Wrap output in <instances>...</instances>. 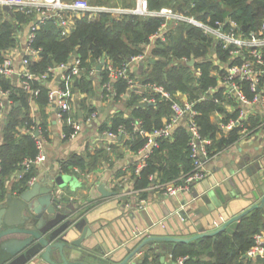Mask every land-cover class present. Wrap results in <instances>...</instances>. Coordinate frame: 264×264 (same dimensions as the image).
I'll return each mask as SVG.
<instances>
[{
	"label": "trees",
	"instance_id": "obj_1",
	"mask_svg": "<svg viewBox=\"0 0 264 264\" xmlns=\"http://www.w3.org/2000/svg\"><path fill=\"white\" fill-rule=\"evenodd\" d=\"M60 1L69 3L73 0ZM108 1L88 0L91 5H100ZM146 6L147 10L152 12L168 8L174 13L203 23L230 18L237 23V31L244 35L257 32L264 22V0H146ZM35 15L34 12L25 14L16 7H12L10 11L2 13L0 11V62L4 56H7L8 50L18 45L20 40L17 31L32 22ZM87 16L88 14H84L76 20L75 30L65 39H60L57 17L43 20L33 32L34 37L31 42V46L38 50L40 60L29 62L28 69L35 74H41L47 68L55 69L60 64L67 65L64 80L60 82L59 87L64 89L66 80L69 86L71 80H76V86L72 87L73 91L79 94L89 93L94 77L90 72L102 57L105 58L106 64L110 63L114 67L122 66L132 56L145 52L146 46L151 44L152 37L159 33L161 26L166 23L165 29L161 32L163 39L155 38L150 54L143 61L146 64L144 71L137 77L130 74L140 87L130 90L125 80H110L105 66L99 71L100 88L103 83L109 81L116 99L128 93L124 102V111L127 114L121 110L116 111L108 124L105 122L101 125L100 131L108 129L116 132L119 126H124L127 132L131 133L136 122H139L144 130L151 131L168 122L172 114L171 101L161 99L150 90L142 88L146 84H156L168 92L174 100H177L175 93L180 92L186 95L187 102L193 103V108L197 112L194 120L199 134L210 141L207 146L209 157L239 138V128H232L225 136L218 128V122L211 119L215 111L228 114L222 103L214 102L216 99L223 100L224 87L218 86V79L225 73V64L230 60L232 64L239 62L237 59H231L228 49H223L220 43H215L200 28L187 21H166L161 16H142L128 12L122 13L118 18H113L109 12H99L94 21L88 20ZM74 53L75 58L79 59L78 76L71 73ZM210 56L215 57L218 62L216 63ZM191 59L193 64L189 66L186 60ZM195 71H199L200 74L196 76ZM8 81L0 77V86L4 90L9 87L8 96L12 101L5 113L0 132V200L6 195V182L14 172H18V176L11 181L10 191L16 195L28 187L29 180L35 175L34 167L31 166L26 170L21 165L24 159L35 156V140L30 133L18 131L20 127H29L32 124L34 126L28 112V95L20 87H13L10 82L8 84ZM239 85L250 98L251 93L247 83L240 82ZM32 87L38 89V94L33 98L42 115L45 106L48 105L50 89L38 79H34ZM209 88L217 89L210 92ZM102 92L105 96L108 95L106 98H109L108 91L102 89ZM149 96H153L154 101L149 103L150 105L143 106L142 98ZM78 105L86 109L83 100L78 101ZM87 111L93 113L94 108ZM68 114L62 116L66 136L72 132L70 126L66 125ZM75 115L73 113V117L70 118L74 120ZM260 122L258 117L250 119L246 129L249 132ZM39 126L44 128L43 123ZM130 139L124 143H127L129 150L135 153L144 141L135 133H132ZM189 140L190 134L184 122L173 128L170 137L158 138L157 145L147 158L145 167L138 175L133 176L134 189L146 188L153 182L154 185L170 181L181 183V175L188 174L193 169ZM97 155L99 154L90 158L87 152L72 153L59 162L60 172L69 173L73 167H77L85 173L94 167ZM145 196L146 193L143 192L142 198ZM263 230L264 209L257 208L238 221L232 234L222 232L214 237L176 243L166 253L170 254L171 263L181 258L183 264H252V260L245 254L254 245V235ZM142 264H160V262L157 258L149 259L144 256Z\"/></svg>",
	"mask_w": 264,
	"mask_h": 264
},
{
	"label": "crops",
	"instance_id": "obj_2",
	"mask_svg": "<svg viewBox=\"0 0 264 264\" xmlns=\"http://www.w3.org/2000/svg\"><path fill=\"white\" fill-rule=\"evenodd\" d=\"M139 1L140 0H109L106 3H102L100 5L93 4L92 6L101 8V12L111 13L113 18H118L123 13L122 11L128 10L130 11L128 13H131L136 10ZM11 8L12 7H9V10H5L0 5L1 13L3 11H10ZM83 15L84 14L72 15L66 13L68 24L66 28H64V31L62 28H60V39L67 38L75 30L76 20H78ZM97 15L98 13H94L90 16H87V18L90 21H94L97 19ZM37 22V15H35L32 22H29L19 29L17 31L18 40H20L18 45L13 49L8 50V54L6 53L7 56L12 59L13 69L16 73L11 77L4 79L9 80L8 84L10 82L13 87H20V76L17 73L22 72L21 61L26 37L30 27ZM160 37H162L161 34ZM155 38L158 37H152L151 44L146 46L144 50L145 52H143L145 59L147 55L150 54L151 46L153 45ZM213 40L215 43H218L217 40ZM75 57L76 55L73 56V58ZM212 59L216 63L218 62L215 57H212ZM39 60L40 56L38 53L30 57V62L32 63L38 62ZM99 62L100 60L94 65L93 71L90 72L92 76L94 74V77H92V88L89 93L79 94L74 92V85L72 83L75 80L70 81L72 82L70 86L68 85V81H66L65 88L68 89V95L65 99L70 108L68 118L66 119V125L70 126V129H72L70 135L66 136L67 134L63 129L64 121H62V119H58L57 117V104L59 100L57 94L58 90L61 89L59 84L64 80V70H59L58 67H56L55 71L53 72L51 79H49L47 82H44L50 91L48 92V105L45 106L44 113L42 115L40 114L38 106L34 102V96L26 93L28 95L27 101L29 117L31 118L32 122H34V126L32 124L29 127H20L18 128V131L30 133L35 140L36 154L32 158L26 159L35 158L39 151H41V153L44 155L42 162L32 166L35 168V175L29 180L28 186L34 183H39L40 186L43 187L46 184H50L52 179L58 175L66 178L64 187L54 190V192H56V196L60 199L61 204L71 205L76 211V216H87L89 220V227L94 229V233H99V239L95 241V245L98 246L96 249L100 250L102 248L103 250L108 251L109 248L112 247H114V250H116L115 248H119L117 246L126 239L131 225H129L130 222L124 220V217L127 215V212L132 209L131 203L134 202L133 200H135L139 208L136 209L137 211H133L137 216L135 221L137 222L138 220L140 225H142L145 222L158 219L157 217H159V215L165 220L166 216H163V211L165 212L168 210L170 214L180 211L182 208V205L180 204L188 196V194L192 192V188L189 186V188L184 190L180 196H172L171 198H163L162 196L164 194L162 189L156 187V185L159 184L154 185V182L146 188L134 189L133 176L138 175L142 170L141 168L139 173L135 174V169L137 168L138 164V158L136 156V152L138 150L135 153L130 151L128 144L124 143L125 141L129 140H126L125 138H115L116 140L108 138L105 135V132L111 130L106 129L100 131L101 125L105 122L108 124L110 118L113 117L116 111L121 110L124 114H127V112L124 111V102L125 98L128 96V93L123 97H119L122 98V100L119 98L116 99L114 97V91H111L112 89L109 81L103 83L102 87L100 88L98 76L99 72H97L95 69ZM190 62V60H186V64L189 66L193 64ZM140 63H142V67H140ZM105 64L106 63L102 65V68L105 66ZM145 68L146 64L143 62L132 63L129 67V72L130 74L135 75L134 77H137L144 71ZM199 74V71H195L196 76ZM57 75H60V78L59 82L55 83V78ZM104 84H108V86L105 87ZM8 88L9 87H6V90L2 88L3 92L8 91ZM102 89H105L110 93L109 98H106L108 95L105 96V94L102 92ZM174 96L180 103L187 102L186 95L180 92L175 93ZM80 100L84 101L86 109L79 107L78 101ZM11 102L12 101L9 99L8 95L1 97L2 104L0 105V132L4 123L5 113L10 107ZM228 104V107L222 104L223 108L226 110V112H228V114L215 111L211 115V119L217 121L218 118L224 122L227 119L235 118L238 114V106L233 100H229ZM15 105H17V102ZM90 108H94L93 113H95V117H91V113L87 111V109ZM78 110L80 111L79 115L77 113ZM246 110L248 116L247 123L250 119H254L255 117H258L260 121H264V112H261L258 106H253L251 109L246 108ZM73 113L76 114V118L74 120L70 118L73 117ZM40 123L44 124L43 129L39 126ZM74 123L79 126L78 130L73 128ZM66 128L69 129V127ZM230 131L231 130H224L221 133L227 136ZM37 144H40V149L37 147ZM83 152H87L90 158H94L96 154H99L97 155L98 157L94 162L93 168L85 173H82L79 168V172H75L73 170L69 173L60 172L59 162L61 160H64L72 153ZM256 156L264 158V126L259 129L254 128L249 132H241L239 129V138L226 145V147L220 149L214 156L209 157L204 162V169L206 171V176L204 179L210 178L211 180H214L215 178H222L223 181L221 183L219 182L220 185L217 183V187H211L215 191H218L220 188H222L221 184L224 186L227 185L228 189L238 187L243 182L245 173L244 170L237 167V164L243 161L245 162L244 167H247L252 164V159ZM225 175H228V177L224 179L223 176ZM17 176L18 172H14L10 176V180L6 182V194L11 193V181H13L15 179L14 177ZM232 176L235 178V183L230 182V179L233 178ZM32 179L34 180L31 182ZM102 182L105 183V187L108 191L115 192L113 196L102 197L99 194L96 187ZM172 182L173 181L166 183ZM206 182H208V180L203 181L200 184L197 183L195 189L204 190L207 186ZM209 184H211L210 181ZM143 192L146 193V196L142 198ZM11 194L12 196H17L15 193ZM142 199L144 202L140 203L139 201ZM177 207L179 208L176 209ZM223 211V208L219 207L218 211L214 210V212H210V215H208L209 217L205 216L204 218H201L199 221L201 222V226L207 229V222L216 216V214H223ZM170 223L174 227L176 226L175 220L171 219ZM162 250L163 248L161 247L158 248V251H151L147 248L146 252L139 255V263L142 264V260L144 259V256H146L149 259L157 258L160 264H178V262L171 263L170 254L166 252L163 254ZM161 257H163L162 261L160 259Z\"/></svg>",
	"mask_w": 264,
	"mask_h": 264
},
{
	"label": "water",
	"instance_id": "obj_3",
	"mask_svg": "<svg viewBox=\"0 0 264 264\" xmlns=\"http://www.w3.org/2000/svg\"><path fill=\"white\" fill-rule=\"evenodd\" d=\"M2 8L9 10L7 5ZM190 61L193 63V60ZM104 63L105 58L102 57L95 67L97 72ZM59 78L60 75H57L55 83L59 82ZM76 83L75 80L73 85L76 86ZM77 113L79 115L80 111ZM252 161L247 167H244L243 161L237 164L245 173L238 187L228 189L227 185L221 184L222 188L215 191L211 187H217V183L223 181L221 177L190 184L192 192L180 204V211L173 214L163 211L165 220L159 215L158 219L140 225L138 220L135 221L137 216L133 211L139 208L133 200L132 209L124 217L131 228L116 250L114 247L108 251L96 249L95 241L99 239V233H94V229L89 227L87 216L78 217L71 205L61 204L54 190L64 187L66 178L63 176L58 175L43 187L39 183L31 184L17 196L7 193L0 200V264H140L139 255L147 248L158 251L161 247L164 254L176 243L214 237L222 232L232 234L244 215L264 208V158L256 156ZM223 177L225 179L228 175ZM232 177L230 182L235 183ZM206 180L204 190L195 189L197 183ZM96 189L102 197L115 194L106 189L104 182L99 183ZM219 207L223 208V214H216L210 221L207 220L208 228H203L200 219L214 210L218 211ZM171 219L176 221L175 227L170 223ZM160 259L162 261L163 257Z\"/></svg>",
	"mask_w": 264,
	"mask_h": 264
},
{
	"label": "built area",
	"instance_id": "obj_4",
	"mask_svg": "<svg viewBox=\"0 0 264 264\" xmlns=\"http://www.w3.org/2000/svg\"><path fill=\"white\" fill-rule=\"evenodd\" d=\"M0 5H7L9 7H16L18 10L24 12L25 14H30L34 12L37 15L38 22L30 27L29 32L26 37L24 51L22 56V72H19L20 76V88L27 94L31 96H36L38 94V89L32 87V82L34 79H38L42 82H47L49 77H52L55 69L47 68V70L41 74H35L28 69L30 62V57L36 55L38 50L31 46L32 39L34 37V31L38 29L39 25L49 17H57L58 25L60 28H66L68 21L66 13L72 15L80 14H96L102 11L99 7H94L89 4L88 0H73L69 3L61 2L60 0H0ZM130 12V11H122ZM131 13L138 15H155L161 16L172 21H187L204 31V34L211 36L213 39L217 40L218 43L222 45L223 49H228L231 59H237L239 62L232 64L230 61L225 64V73L218 79V86H223L224 91L222 93L223 100H214V102L222 103L225 106H229V100L236 102L238 106V114L235 118H230L226 122L218 119V128L220 131L231 130L234 127L240 129L241 132H248L246 129L247 124V110L246 108H252L253 106H258L261 112H264V22L261 27L255 33H250L249 35L241 34L237 31V23L227 18L223 21L215 20L213 22L202 23L198 22L192 18H187L181 14L174 13L170 9L162 8L159 11H148L145 0H140L136 10ZM166 23L161 26L160 32L164 30ZM161 33H157L153 37H160ZM163 39V37H161ZM145 60L144 53L132 56L126 63L122 64L120 67H114L112 64H105V69L107 70V76L110 80L121 79L125 80L128 89H137L140 87L138 82L130 77L129 67L132 63L143 62ZM79 59L74 58L72 60L71 73L74 76L79 74ZM59 70H66L67 65L60 64L58 66ZM16 72L13 69L12 59L5 56L0 62V77L9 78ZM51 74V75H50ZM68 81V80H66ZM240 82H246L248 85L251 97L249 98L241 89ZM105 87L108 84H104ZM142 88L150 90L154 95H158L161 99L171 101V115L168 122L160 127L153 129L151 131L144 130L139 122L133 125L132 132L126 131L124 126H119L116 132L107 131L105 135L110 139L115 138H125L126 140H131L132 133L143 139V145L136 152L138 158L137 168L135 169V174H138L141 168L146 164L147 158L152 153L153 149L156 147L158 138L170 137L173 128L184 122L186 128L190 134L189 147H190V157L193 159V169L182 177H180L181 183H163L156 185V187L161 188L162 192L166 196H175L176 194L187 190L190 184L202 181L206 176V171L204 169V162L209 158L207 153V146L210 141L204 139L200 136L197 124L195 123L194 117L197 112L193 108L192 102L180 103L178 100H174L173 97L166 92L161 86L156 84H146ZM215 91V88H209L208 91ZM8 91L3 92L0 87V105L1 97L8 95ZM50 94V93H49ZM68 95V89L58 90V119H62L64 114L70 112L69 105L66 101ZM204 99V97H201ZM154 101L153 96L143 97L142 103H152ZM1 107V106H0ZM221 116V115H219ZM91 117H95V113H91ZM264 126V121H261L256 129ZM75 130L79 129L77 124H73ZM40 149V144H37ZM44 159V155L39 151L38 155L33 159H26L22 162L24 169H29L31 166L39 164ZM73 171L79 172L78 168L74 167ZM34 179L31 180V182ZM30 182V183H31ZM140 203L144 200H140ZM254 245L251 246L245 256L252 260V264H264V231H261L254 235ZM178 264H183V259L179 258L177 260Z\"/></svg>",
	"mask_w": 264,
	"mask_h": 264
}]
</instances>
